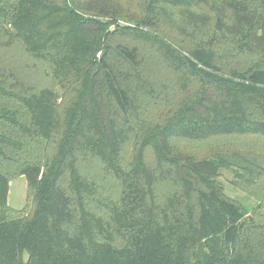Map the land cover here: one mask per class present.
I'll return each mask as SVG.
<instances>
[{"label": "trees", "instance_id": "1", "mask_svg": "<svg viewBox=\"0 0 264 264\" xmlns=\"http://www.w3.org/2000/svg\"><path fill=\"white\" fill-rule=\"evenodd\" d=\"M137 8L0 0V49L19 45L52 84L36 89L0 67V97L16 103L0 104V264H264L261 205L247 214L219 179L264 186V0ZM229 137L261 148L176 146ZM89 159L116 179L115 194L81 173ZM17 176L29 213L8 204Z\"/></svg>", "mask_w": 264, "mask_h": 264}, {"label": "rangeland", "instance_id": "2", "mask_svg": "<svg viewBox=\"0 0 264 264\" xmlns=\"http://www.w3.org/2000/svg\"><path fill=\"white\" fill-rule=\"evenodd\" d=\"M121 2L124 6H126L127 9L133 11L134 13L138 10L137 3L139 0H121ZM121 23L124 22L121 21ZM159 30L166 35L172 34L166 25H160ZM173 38H176L177 42H184V46L186 47L193 46L194 44L193 41L179 36ZM141 49L143 53L147 55L145 58L146 62L149 65L152 64L154 68H159L156 69L155 75L158 74L159 76H162V80L165 81L164 78L167 77L165 76V73L162 74L163 67L161 61L158 60V56L156 57V54L154 53L151 54L149 51H147L146 47H141ZM149 53L152 57H149ZM4 65L6 68H10L17 72L26 84H30L36 89L44 86H52L50 78L46 75V64L43 62H34L33 59L30 58L19 45H14L8 49H0V67ZM57 90L61 92L60 89ZM4 103L10 106H16V103L12 100H4L0 97V104ZM251 142L253 141L247 138L239 139L235 137H229L228 139H211L207 141L178 140L176 141V146L185 151H189L201 156H207L211 154V152L221 150L223 148L228 150H233L236 148L245 150L246 148H261L255 147ZM243 143L248 144L242 146L241 144ZM50 151L51 148L47 150V152ZM130 155L131 146L130 143H128L122 151L123 160L125 161L129 159ZM146 156L150 158L152 157V153L147 151ZM79 168L81 173L90 176L91 179L96 182L97 190L102 193L101 195L105 196L108 194L110 196L115 194L117 190L116 179L111 175L105 174V172L101 170L100 166L95 160L89 159L86 161H80ZM219 179L223 184L225 194L237 201L247 212V214H250L258 205H261L260 210L264 212V186L249 185L246 182L237 179L233 173L227 171H223ZM262 184H264V180ZM7 200L9 206L14 210H24L28 213L30 212L33 206V201L31 195L29 194L26 180L23 176H17L9 182Z\"/></svg>", "mask_w": 264, "mask_h": 264}]
</instances>
